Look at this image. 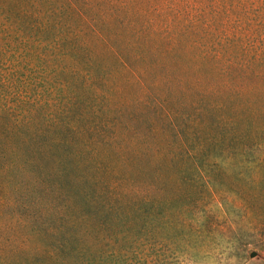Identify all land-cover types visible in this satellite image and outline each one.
Instances as JSON below:
<instances>
[{
    "label": "trees",
    "instance_id": "1",
    "mask_svg": "<svg viewBox=\"0 0 264 264\" xmlns=\"http://www.w3.org/2000/svg\"><path fill=\"white\" fill-rule=\"evenodd\" d=\"M260 148L264 0H0V165L53 195L45 235L62 254L106 264L117 204L95 179L114 166L231 176L252 206L264 157L248 178L225 168ZM93 230L100 246L82 252L77 232Z\"/></svg>",
    "mask_w": 264,
    "mask_h": 264
},
{
    "label": "rangeland",
    "instance_id": "2",
    "mask_svg": "<svg viewBox=\"0 0 264 264\" xmlns=\"http://www.w3.org/2000/svg\"><path fill=\"white\" fill-rule=\"evenodd\" d=\"M263 157V148L255 149L247 162L225 170L248 178ZM174 172L152 168L145 176L114 166L106 181L96 175V190L117 204L110 216L115 231L101 234L106 264H264V195L254 191L250 206L230 187L231 176L186 180ZM34 176L26 167L0 165V264H89L88 257L64 255L49 242L45 230L57 224L59 207L50 206L53 195ZM135 194L133 208L117 199ZM77 236L82 252L100 246L94 230Z\"/></svg>",
    "mask_w": 264,
    "mask_h": 264
},
{
    "label": "water",
    "instance_id": "3",
    "mask_svg": "<svg viewBox=\"0 0 264 264\" xmlns=\"http://www.w3.org/2000/svg\"><path fill=\"white\" fill-rule=\"evenodd\" d=\"M255 255H256V252H253V253H252V256H255Z\"/></svg>",
    "mask_w": 264,
    "mask_h": 264
}]
</instances>
